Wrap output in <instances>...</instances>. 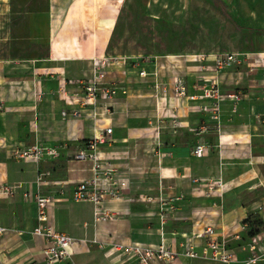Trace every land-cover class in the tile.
Masks as SVG:
<instances>
[{
    "label": "crops",
    "instance_id": "crops-1",
    "mask_svg": "<svg viewBox=\"0 0 264 264\" xmlns=\"http://www.w3.org/2000/svg\"><path fill=\"white\" fill-rule=\"evenodd\" d=\"M121 1L47 0L51 39L26 37L23 21L15 25L14 36H5L8 49L0 55V184L12 187V193L0 195V264H47L44 239L33 229L38 225L34 195L51 193L48 188L55 189L50 223L75 239L74 264H143L127 259L114 244L156 245L162 240L176 253L149 264H253L246 263L252 239L255 252L262 255L254 264H264V70L214 74L201 66L209 65L215 52L130 57L125 67H110L118 96L107 104L82 106L81 85L67 81L90 76V59L106 55ZM11 13V0H0V16ZM60 60V71L51 73ZM139 69L146 70L145 78L138 76ZM176 78L191 93L215 82L222 93L241 94L236 103H220L219 131L198 109L201 100L174 94ZM154 81L165 86V93L158 87L156 94ZM93 107L100 114L95 118ZM72 109L79 110L78 116L71 115ZM173 114L179 127L172 125ZM107 126L112 127L109 142L99 145V152L127 187L104 204L116 218L94 222L92 204L72 200L75 184L91 176V165L72 155L86 139L105 135ZM197 144L206 145L203 155L193 153ZM31 145L57 149L52 169L40 168L48 158L15 155ZM211 183L214 191L204 196ZM170 205L175 210L166 208ZM253 221L255 231L249 234ZM205 225L225 237L235 260L222 263L183 254L189 240L200 251L203 239L193 235Z\"/></svg>",
    "mask_w": 264,
    "mask_h": 264
},
{
    "label": "built area",
    "instance_id": "built-area-1",
    "mask_svg": "<svg viewBox=\"0 0 264 264\" xmlns=\"http://www.w3.org/2000/svg\"><path fill=\"white\" fill-rule=\"evenodd\" d=\"M130 59L131 58L128 56L102 55L92 57L90 59L92 62V72L90 73V76L76 80L77 84L81 85L83 89L82 96L80 97L81 105H95L97 99L103 101L106 100L108 102L118 96L120 88L116 85L115 75H110V67L118 64L125 67L126 64L130 62ZM210 62L209 65H202L201 67L212 71L214 74L227 69L239 68H245L248 72H253L257 69L264 70V51L216 52L211 54ZM154 75H156V72H154ZM138 76L140 78H145L147 76L146 70L139 69ZM154 84L156 94H159L158 87L161 89V93H165V86H161L158 81H154ZM61 88V90L64 91L65 87ZM172 90L177 96H184L192 101L201 100L202 103H200L198 109L207 113V115L215 121L217 131H219L220 103L225 99L237 102L241 98L240 93H222L219 89V85L215 82L202 86L198 92L191 93L186 89L183 81L180 78H176L173 81ZM61 114L62 116H65V110H63ZM78 114V109L71 110V115L73 117L78 116ZM90 114L92 118L100 115L95 111L94 107L90 111ZM171 121L173 126H180L176 114L171 116ZM260 122L262 127H264V115H262ZM204 127L205 125L201 126L200 131H202ZM111 132V126L105 127V135H94L91 138L86 139L81 147L72 155L74 160L89 162L91 165V176L77 182L72 192V200L75 202H90L92 204L94 222H107L116 218V213L105 207L104 204L106 201L117 199L125 187H127L125 178L99 152V145L107 144L109 142V135ZM262 134H264V128H262ZM205 151V144H197L193 148V153L195 155H203ZM14 153L18 157L30 158L34 161H39L46 157L54 158L58 155V151L55 147H46L42 145L27 146L22 149H17ZM37 182H41L40 177L37 178ZM206 189L207 190L204 193L208 195L214 189L212 183L209 184ZM11 193L12 187L0 184V195H8ZM34 201L38 208V225L34 227L33 232L41 235L44 239V246L42 249L44 261L47 264H74L71 258V244L75 239L67 233L56 230L50 223V207L55 201L53 194L36 193L34 195ZM169 208L172 209L173 206L170 205ZM163 217L164 215L162 213L160 217L162 222ZM3 230L4 228L0 227V232ZM194 237L203 239L204 245L201 246V250L199 251L196 249V245L189 240L184 245V255L191 258H207L222 263H230L235 260L234 253L228 247L225 237H218L212 226L207 225L202 231L197 232ZM114 248L124 253L127 259L143 264H149L153 259L162 260L173 257L172 250L164 244L163 240L156 245H142L137 242L129 244L116 243L114 244ZM247 248L252 254L247 257L246 263L254 264L261 259L262 255L255 252V240L252 239L247 244Z\"/></svg>",
    "mask_w": 264,
    "mask_h": 264
},
{
    "label": "rangeland",
    "instance_id": "rangeland-1",
    "mask_svg": "<svg viewBox=\"0 0 264 264\" xmlns=\"http://www.w3.org/2000/svg\"><path fill=\"white\" fill-rule=\"evenodd\" d=\"M11 3V16H0V55L8 49L5 36H14V27L21 21L27 25L26 37L51 39L47 0H11ZM252 51H264V0H122L110 31L106 56L142 58L175 53ZM57 62L51 73L60 71L62 60ZM89 65L92 72L91 61ZM69 79V84L77 85V79ZM100 102L101 105L108 103L97 99L96 104ZM46 158L40 167L42 170L54 167L52 158ZM48 189L55 192L54 188ZM171 206L172 209L166 208L175 210ZM163 210L161 207L160 211Z\"/></svg>",
    "mask_w": 264,
    "mask_h": 264
},
{
    "label": "trees",
    "instance_id": "trees-1",
    "mask_svg": "<svg viewBox=\"0 0 264 264\" xmlns=\"http://www.w3.org/2000/svg\"><path fill=\"white\" fill-rule=\"evenodd\" d=\"M248 219V218H247ZM258 222V221H257ZM255 224V225H254ZM251 226H252V228H251V230L248 232L249 234H252V233H254V231H255V226H256V221L254 222H251Z\"/></svg>",
    "mask_w": 264,
    "mask_h": 264
}]
</instances>
